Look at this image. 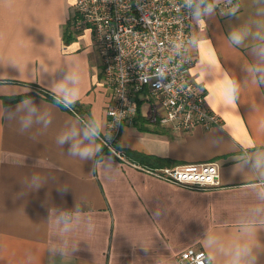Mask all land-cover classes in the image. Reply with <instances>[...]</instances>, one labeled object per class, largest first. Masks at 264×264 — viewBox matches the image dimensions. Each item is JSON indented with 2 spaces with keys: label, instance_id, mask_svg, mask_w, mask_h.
Returning <instances> with one entry per match:
<instances>
[{
  "label": "crops",
  "instance_id": "crops-1",
  "mask_svg": "<svg viewBox=\"0 0 264 264\" xmlns=\"http://www.w3.org/2000/svg\"><path fill=\"white\" fill-rule=\"evenodd\" d=\"M74 2L0 0V264H179L208 234L230 243L250 217L264 264V213L253 214L264 208V168L252 166L264 153V79L250 70L264 67V0H206L214 12L195 18L192 76L220 126L178 133L144 103L150 130L133 121L120 137L125 150L166 159L162 167L217 162L221 187L211 190L155 178L107 151L98 159L101 142L85 131H105L112 91L91 31L71 28ZM235 29L249 33L239 45ZM74 143L93 155H72Z\"/></svg>",
  "mask_w": 264,
  "mask_h": 264
},
{
  "label": "built area",
  "instance_id": "built-area-1",
  "mask_svg": "<svg viewBox=\"0 0 264 264\" xmlns=\"http://www.w3.org/2000/svg\"><path fill=\"white\" fill-rule=\"evenodd\" d=\"M71 28L91 31L102 62L103 80L112 91L107 124L98 133L101 147L116 159L145 173L197 190L221 187L217 162L151 167L130 159L120 145L126 123L148 104L151 117L178 133L222 124L206 101L205 87L196 82L190 53L195 16L185 0H75ZM179 264H208L205 251L189 248Z\"/></svg>",
  "mask_w": 264,
  "mask_h": 264
},
{
  "label": "clouds",
  "instance_id": "clouds-1",
  "mask_svg": "<svg viewBox=\"0 0 264 264\" xmlns=\"http://www.w3.org/2000/svg\"><path fill=\"white\" fill-rule=\"evenodd\" d=\"M187 7L193 9V16L201 17L205 14L211 15L215 6L212 3H207L206 0H185ZM237 9L233 8L230 11V15H235ZM249 33L245 29H235L229 34L230 41L235 44H241L247 37ZM257 39L264 40V36L260 33L256 34ZM260 56L264 57V47H262L258 53ZM251 71L256 73H261V78L264 79V67L253 66ZM238 91V86L235 82L229 86L227 90V97L231 100L235 99ZM65 102L70 103L71 101L68 97H65ZM28 122H25L27 126ZM98 135V130L95 128L87 129L85 131V138L90 139ZM68 137L64 136L61 138L60 143L67 140ZM79 145L74 143L70 148V153L72 155H78L81 159L90 158L93 155V149L91 147H84L79 149ZM253 168L260 169L264 168V153H259L255 156L253 162ZM34 182L36 178H33ZM264 183V181H262ZM38 183H35V187H39ZM252 187H255L254 185ZM261 198H264V188L259 192ZM264 213V208L257 207L253 210L255 216H259ZM239 236L228 244H225L218 236L214 234H208L205 236L203 241V248L205 255L207 256L208 264H258V256L254 252L253 245L250 244V238L256 231L255 219L249 218L243 221L239 226Z\"/></svg>",
  "mask_w": 264,
  "mask_h": 264
},
{
  "label": "trees",
  "instance_id": "trees-1",
  "mask_svg": "<svg viewBox=\"0 0 264 264\" xmlns=\"http://www.w3.org/2000/svg\"><path fill=\"white\" fill-rule=\"evenodd\" d=\"M43 93L47 96L48 99L54 100V98L51 94L45 93V92H43ZM28 96H30V95H23V96L16 97L15 99L12 100V102L27 98ZM142 104H143L142 102L138 103L139 110H138L137 116L134 119V124L137 126V128L139 130L149 131L150 129L147 128V124L150 122V120L142 115V111H141V105ZM125 151H126L128 157L130 159H132L133 161H136L138 163L147 165V166L162 167V166H165L167 164L166 159H162V158L154 156V155H146V154L131 151V150H125ZM104 153H106V150L103 149V147H102L98 159H100Z\"/></svg>",
  "mask_w": 264,
  "mask_h": 264
},
{
  "label": "rangeland",
  "instance_id": "rangeland-1",
  "mask_svg": "<svg viewBox=\"0 0 264 264\" xmlns=\"http://www.w3.org/2000/svg\"><path fill=\"white\" fill-rule=\"evenodd\" d=\"M150 106L149 105H144V108H143V110H144V112L146 113L147 111H149L150 110Z\"/></svg>",
  "mask_w": 264,
  "mask_h": 264
}]
</instances>
